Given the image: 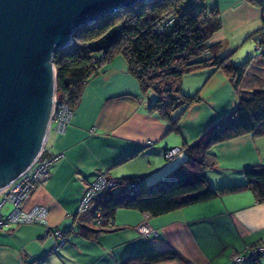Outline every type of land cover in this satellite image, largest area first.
Returning a JSON list of instances; mask_svg holds the SVG:
<instances>
[{"label": "crops", "instance_id": "crops-1", "mask_svg": "<svg viewBox=\"0 0 264 264\" xmlns=\"http://www.w3.org/2000/svg\"><path fill=\"white\" fill-rule=\"evenodd\" d=\"M210 1L220 12L222 28L209 44H223L221 56H231L236 64L253 58L241 90L232 87L222 70L206 68L187 75L183 90L187 80L206 81L200 91L203 100L185 113L178 131H170L167 121L149 111L156 95L142 94L124 56H116L86 86L66 132L55 131L50 145L53 127L48 136L45 150L61 153L63 158L53 164L50 175L23 204L25 209L47 206L48 227L21 224L0 231V264H119L127 256L168 249L182 258L162 264H246L236 263L234 255L264 243V202H256L249 190L160 216L119 209L108 231L98 230L91 212H78L85 190L98 173L115 179L138 177L141 185L156 183L184 164L185 147L233 112L241 94L264 91V59L255 38L262 23L260 8L245 0ZM172 148L181 151L166 157L167 149ZM212 151L217 168L208 171L210 184H243L244 169L264 165V136L242 135ZM7 187L0 190V203ZM8 205L3 211L10 209ZM143 221L158 236L143 235L139 231ZM58 231L65 237L64 245ZM258 264H264V255Z\"/></svg>", "mask_w": 264, "mask_h": 264}, {"label": "trees", "instance_id": "trees-1", "mask_svg": "<svg viewBox=\"0 0 264 264\" xmlns=\"http://www.w3.org/2000/svg\"><path fill=\"white\" fill-rule=\"evenodd\" d=\"M245 1L261 10L262 23L255 38L259 56L264 59V0ZM221 28L220 12L210 0H145L105 14L95 22L79 27L72 43L54 54L58 99L74 114L88 83L116 56L123 55L142 94L153 92L156 95L149 111L167 121L170 131H178L185 113L203 100L200 91L193 95L184 93L185 76L206 68L222 70L232 87L241 90L253 58L236 64L231 56H221L224 45L209 44ZM109 33L111 37L107 40ZM103 43H107L106 52L99 49ZM246 134L264 136V91L255 90L250 96L241 94L235 110L215 122L195 143L187 145L184 164L161 180L141 185L138 177L118 179L121 184L106 190L97 206L89 211L98 230L112 229L119 209L160 216L244 190L251 191L256 202H264V165L244 169L246 182L243 184L213 187L208 177V171L217 168V156L212 149ZM53 154L58 153L45 151L46 156ZM62 239L65 240L63 234L61 242ZM181 258L176 250L168 249L127 256L119 264H162Z\"/></svg>", "mask_w": 264, "mask_h": 264}, {"label": "water", "instance_id": "water-1", "mask_svg": "<svg viewBox=\"0 0 264 264\" xmlns=\"http://www.w3.org/2000/svg\"><path fill=\"white\" fill-rule=\"evenodd\" d=\"M141 1L0 0V190L45 149L57 94L54 54L79 27Z\"/></svg>", "mask_w": 264, "mask_h": 264}, {"label": "built area", "instance_id": "built-area-1", "mask_svg": "<svg viewBox=\"0 0 264 264\" xmlns=\"http://www.w3.org/2000/svg\"><path fill=\"white\" fill-rule=\"evenodd\" d=\"M52 115V127L59 134L66 132L67 127L73 116V111L63 101L58 99L56 94L54 100V108ZM46 151V150H45ZM45 151L37 158V160L25 170L11 185L3 191V198L0 203V230L3 227L11 225L21 224H40L48 227L49 221V209L45 205H34L30 209L23 207L24 202L29 198L35 187L42 180L50 175L51 166L57 162L63 155L53 154L52 156H46ZM181 151L180 148H172L167 152L168 158H173ZM121 184L118 179L111 178L105 173H100L97 178L87 187L84 196L82 198L79 213H87L93 210L98 203V200L102 198L105 191L116 187ZM136 186L135 183L132 184ZM6 204H10L12 209L5 213L3 207ZM100 216V214L98 213ZM100 223V221H98ZM142 224L139 226V231L149 236L153 233L155 236L158 234L155 231L144 229L141 231ZM144 228H146L144 226ZM152 229V228H151ZM150 229V230H151ZM60 237L62 234L60 231L56 232ZM65 244V240L62 239L61 245ZM264 255V243L256 244L247 249L244 254L234 255V261L236 263L256 264L258 259Z\"/></svg>", "mask_w": 264, "mask_h": 264}, {"label": "rangeland", "instance_id": "rangeland-1", "mask_svg": "<svg viewBox=\"0 0 264 264\" xmlns=\"http://www.w3.org/2000/svg\"><path fill=\"white\" fill-rule=\"evenodd\" d=\"M57 71V70H56ZM186 77V76H185ZM184 77V78H185ZM193 82H195V83H193ZM205 80H201L199 83H198V80L196 81H189V80H187L186 81V83H185V88H184V91L186 92H184L185 94H187V95H193V94H196L198 91H203L204 90V86H205ZM191 84H195V85H193V86H195L194 88H193V91L191 92ZM191 93V94H190ZM203 93H200V95H201V97L203 96L202 95ZM205 104H208V101L207 102H205ZM54 110V109H53ZM52 115H53V113H52ZM57 133V132H56ZM54 136H55V129H54V131H52L51 132V135H50V138H49V142H48V144L50 145L51 144V142H52V140L54 139ZM44 151H45V149H44ZM43 153V152H42ZM41 153V154H42ZM112 178V177H111ZM115 179V178H114ZM9 206V205H8ZM8 208H10L8 211H4L5 213H8L11 209H12V206L10 205ZM142 228H140V230L141 231H144V229H149V234L151 233L150 231H152V229H151V226L147 223V221H143V223H142ZM144 226L146 227V228H144ZM151 229V230H150Z\"/></svg>", "mask_w": 264, "mask_h": 264}]
</instances>
